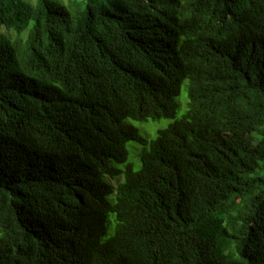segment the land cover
Instances as JSON below:
<instances>
[{
  "label": "trees",
  "instance_id": "16d2710c",
  "mask_svg": "<svg viewBox=\"0 0 264 264\" xmlns=\"http://www.w3.org/2000/svg\"><path fill=\"white\" fill-rule=\"evenodd\" d=\"M160 2L0 0V264H264V0Z\"/></svg>",
  "mask_w": 264,
  "mask_h": 264
},
{
  "label": "rangeland",
  "instance_id": "374dc122",
  "mask_svg": "<svg viewBox=\"0 0 264 264\" xmlns=\"http://www.w3.org/2000/svg\"><path fill=\"white\" fill-rule=\"evenodd\" d=\"M28 3L35 4L36 0H25ZM55 2L68 4L69 0H55ZM166 6V5H165ZM178 101L180 102V108L178 111V116L183 114L188 108V96L185 87H183L181 94L178 97ZM172 119L162 118L160 120H148V121H132L131 122L139 129V133L141 136L147 139H153L158 135L160 129L165 128ZM142 145L136 142H130L128 144L129 150V160L134 167L135 170H138L141 166L140 155L142 152ZM136 148V149H135ZM148 148V146L146 147ZM252 176H264V162L260 164V168H258ZM117 181H124V176H117L112 180L113 184L116 185Z\"/></svg>",
  "mask_w": 264,
  "mask_h": 264
},
{
  "label": "clouds",
  "instance_id": "9594fccd",
  "mask_svg": "<svg viewBox=\"0 0 264 264\" xmlns=\"http://www.w3.org/2000/svg\"><path fill=\"white\" fill-rule=\"evenodd\" d=\"M158 1H159V4H158L159 9H167V7L165 6L164 3L160 2V0H158ZM153 5H154V6H153ZM153 5L150 6V9H151V10L155 8V3H154ZM157 136H158V135H157ZM157 136H156V137H157ZM156 137H155V138H156ZM153 139H154V138H153ZM150 140H152V139H150ZM147 146H148V148H146ZM147 146H146V147L143 146L144 149H145V151L150 150V144H148ZM143 151H144V150H143ZM143 151H142V152H143ZM142 152H141V153H142ZM261 163H262V162H261ZM261 163H260V164H261ZM252 174H253V173H252Z\"/></svg>",
  "mask_w": 264,
  "mask_h": 264
}]
</instances>
